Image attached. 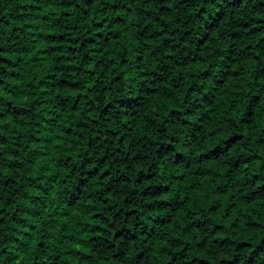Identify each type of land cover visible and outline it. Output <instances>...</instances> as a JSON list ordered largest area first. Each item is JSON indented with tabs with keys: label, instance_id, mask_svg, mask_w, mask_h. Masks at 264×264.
<instances>
[{
	"label": "trees",
	"instance_id": "obj_1",
	"mask_svg": "<svg viewBox=\"0 0 264 264\" xmlns=\"http://www.w3.org/2000/svg\"><path fill=\"white\" fill-rule=\"evenodd\" d=\"M0 264H264V0H0Z\"/></svg>",
	"mask_w": 264,
	"mask_h": 264
}]
</instances>
